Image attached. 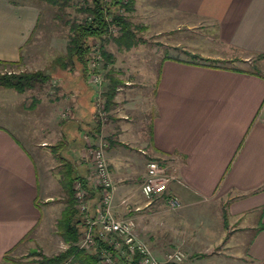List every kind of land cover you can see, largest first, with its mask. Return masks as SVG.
<instances>
[{"label":"crops","instance_id":"obj_1","mask_svg":"<svg viewBox=\"0 0 264 264\" xmlns=\"http://www.w3.org/2000/svg\"><path fill=\"white\" fill-rule=\"evenodd\" d=\"M152 1L161 14L171 15L155 25L161 42L170 51L181 47L183 53L152 52L141 57L140 69L106 72L105 81L117 83L107 124L96 130L93 93L78 83L87 78L79 68L57 75L56 87L65 94L56 101L58 119L70 120L63 126L42 118L47 129L41 134V150L33 149L16 128L21 120L0 115V264H17L13 254L37 238L47 237L50 245L60 240L62 249L67 247L56 234L65 199L61 171L58 178H49L52 168L43 151L60 141L62 165L70 162L88 180L84 133L90 141L105 143L114 204L131 205L127 217L135 219L138 233L148 225L140 238L153 252L167 251L162 239L167 235L162 234L171 218L160 211L143 212L148 203L138 205L136 194L142 197L139 182L146 172L139 165L145 158L166 166L171 176L166 194L179 200V212L199 221L205 235L217 232L223 264H264V0ZM49 7L43 0H0L1 62H18L38 31L57 29L54 17L44 16ZM186 52L199 59H184ZM252 56L259 62L253 70L208 63L248 62ZM109 62L107 67L113 66L111 54ZM63 76L71 79L66 87ZM118 99L120 107L114 104ZM66 110L71 118L65 117Z\"/></svg>","mask_w":264,"mask_h":264},{"label":"rangeland","instance_id":"obj_2","mask_svg":"<svg viewBox=\"0 0 264 264\" xmlns=\"http://www.w3.org/2000/svg\"><path fill=\"white\" fill-rule=\"evenodd\" d=\"M101 1V0H100ZM102 2V1H101ZM136 2L133 5V11L130 13H124L122 10L115 8L111 4L113 3H103L107 8V15L106 20H110L113 15L116 14H124L128 17L129 23L132 25L133 32L135 33V39L139 41V43L131 48V49H120L118 50L116 46L113 45V39L116 37V34L118 30H116L115 33H110L103 37L101 40H95L92 44V48H99V51L102 55V51H106L109 54L108 61L102 60L100 64V72L101 76L103 77L104 83L102 85L103 91L102 95L100 96V105H97L93 94L91 99V104L93 106V112H94V123L95 127L97 126L98 129L103 127L105 124L109 121V115L108 111L105 108L106 104V98H105V92H107L109 82L105 81L104 74L109 72L110 69L112 70H119L123 73L121 70H129L133 71L135 69H140L139 64L142 62L140 61L141 57L145 55H150L152 52H157L161 54H165L166 56L168 54H179L183 53V50L181 47L177 48L176 50L170 51L161 41H163V37H159L160 34L156 33L155 25L158 26V23H166L165 17H170L169 14H161L158 9H155L156 6L154 5L152 0H136ZM90 2H85L83 0H76L72 2V5H70L67 8H64L63 10H59L56 7H49L48 10L44 11V16L47 19H51L54 17V20L58 22L57 29L52 26L49 29H44L41 34L37 33L35 39H33L30 44L25 46L21 50V58L16 63H9V62H2L0 63V77L10 74L19 75L22 73H31L36 71H44L46 73L53 72L54 76L45 85H38L34 89L26 91L23 94H18L13 90L6 89L3 87H0V115L4 117H13L17 120V123L20 124L16 125V128L21 129V133H23L25 136H27L28 144L32 145L33 149L41 150L43 147H41V134L45 132L47 127L42 123V118L44 120L50 121L51 118L53 122L58 121L56 124L63 125L64 123H67L69 120H61L58 119V113L61 112V110L57 111L56 108V101L60 100L62 96V92L60 91L63 89V87L60 89L59 87H56L60 85V82L58 80V74L60 71H62L57 64H60V60H64V57L66 55V46L68 42L69 37V29L71 24L75 22H80L87 18V16L83 13V8L86 7V5H89ZM155 6V8L153 7ZM82 8V9H81ZM169 20V19H168ZM51 24H49L50 26ZM56 25V24H55ZM112 28H116L115 26H112ZM197 30L199 33V28L195 29L194 32ZM175 52V53H174ZM110 54L113 56L114 64L111 67H107V64L111 65L110 61ZM114 54V55H113ZM186 60L190 61H197L199 58L198 56L190 55L186 52V55L182 56ZM1 62V61H0ZM209 65H218L219 67H225V68H241V69H248L253 70L252 65H254V69L259 68L258 67V59L256 57H251L248 59V62H242L238 60H231L227 62H219V61H208ZM249 65V66H248ZM251 65V66H250ZM107 69H105V67ZM114 67V69H113ZM53 68V69H52ZM49 70V71H48ZM67 71V70H66ZM124 76H126L124 74ZM61 78V77H60ZM80 78V77H79ZM78 78V79H79ZM110 78V77H109ZM83 79V78H82ZM112 79V78H111ZM62 82L61 85H65L70 83V78L68 76H63L61 78ZM81 80V79H80ZM54 81V82H53ZM132 82L134 84L139 83L137 81V78L132 77ZM79 84H83L84 88L88 86L89 90L93 93V88L86 78L83 79V82L79 81ZM77 83V84H78ZM86 83L88 85H86ZM58 84V85H57ZM82 85V86H83ZM63 91V90H62ZM115 95V91H114ZM114 99V98H113ZM112 99V100H113ZM81 100V99H80ZM117 101V100H116ZM120 100L118 99V102H115L114 104L118 107L121 106ZM82 102V101H81ZM103 107V110H105V118H101L97 111H99V108ZM112 107V106H111ZM66 112V113H65ZM65 114H67L65 117L71 118V115H69V112L67 113V110L64 111ZM47 117V119H46ZM103 117V115H102ZM56 118V119H55ZM55 119V120H54ZM30 125H28L29 129L27 128V125H25L24 121ZM84 121V125H85ZM94 125V124H93ZM54 126V125H53ZM64 126V125H63ZM84 131L86 130L85 126H83ZM97 129V130H98ZM86 139V140H84ZM83 145L84 150L86 149V144L88 142H91L92 144H98L90 141V136L88 133H84L83 137ZM84 141L86 144H84ZM103 142V141H102ZM60 141H53L52 146L45 147L48 150H44L45 156L47 157V162L45 163L48 168L50 169V177L53 180L59 175V172L62 171V163L60 162L59 158L64 157L65 151L58 147L57 144H59ZM104 143V142H103ZM105 144V143H104ZM60 148L62 151L57 150ZM106 148V145L104 149ZM40 152V151H39ZM51 154V155H50ZM42 155V154H41ZM63 155V156H62ZM57 160L56 162L53 160V158ZM150 158H145L144 160L140 161L142 164L139 165V167L142 165L146 166L147 162L150 161ZM158 161V160H157ZM43 162H45V159H43ZM37 167L39 171V178H43V170H40L41 167H43L37 159ZM64 168V166H63ZM142 183V179H140L139 186ZM140 188V187H139ZM140 191V189L133 190L135 193L137 191ZM116 193H114L115 195ZM137 198L139 199L138 205L143 204H150L148 205L144 211H153L155 213L161 212L169 214L171 221V226L169 227V230L163 231L164 233L162 235H167L166 237L163 236L162 239L166 245L163 247L167 250L161 253H156L152 251L154 257L160 262V264H175V263H166L165 257L170 254L171 252L175 250H179L184 254V260L178 264H223V261L221 258H219L218 253L220 254L221 245H216L219 243L217 240V232L215 230L209 231L210 234H204L206 232L202 231V225L199 224V221L195 220L194 218H188L187 215L189 213H182L179 212L180 209L177 210H169L167 206L165 205V199L164 198H154L148 202L147 199H145L142 195V197H138L139 195L136 194ZM59 202V201H57ZM117 200V204H114V200L112 203V212L113 216L117 219L126 218L129 215V210L132 209L131 205H129L128 202H123ZM122 207V209H120ZM151 209V210H150ZM141 212V213H143ZM134 219V218H133ZM150 220V219H149ZM135 221V219H134ZM145 222L143 223V226H145ZM136 224V223H135ZM146 228L141 227V230L139 233L136 228V233L141 237L140 233L143 235L145 234L144 231H148V225L145 226ZM52 231V230H50ZM153 233V232H152ZM161 239V240H162ZM57 240V239H56ZM119 241V240H115ZM56 243H50L49 240L46 238H39L36 239V242H33L32 244H29L28 247L25 249H20L17 252L13 254L15 256V260L17 261V264H43L44 258H48L50 256H54L62 251H64L66 248L62 249V246ZM50 245V248H47L46 246ZM212 246V247H211ZM49 247V246H48ZM150 247V246H149ZM208 248L210 249V252H200L199 249L202 248ZM205 257V258H204ZM119 264H128L129 261L126 257H123V254L117 258ZM99 264V263H98Z\"/></svg>","mask_w":264,"mask_h":264},{"label":"trees","instance_id":"obj_3","mask_svg":"<svg viewBox=\"0 0 264 264\" xmlns=\"http://www.w3.org/2000/svg\"><path fill=\"white\" fill-rule=\"evenodd\" d=\"M45 3L59 10L72 5L76 0H43ZM90 2L83 8V13L87 16L80 22L71 24L69 29V37L66 46V55L64 60H60L57 66L63 70H73L79 68L82 75L87 76L88 64L92 44L96 40H101L110 34L109 28L117 27L116 37L113 39V45L118 49H131L135 47L139 41L135 39L132 25L128 21V17L124 14H116L108 21L106 20L107 8L100 0H83ZM135 0H115L111 5L122 10L124 13L133 11ZM82 9V8H81ZM104 61H108L109 55L106 51H102ZM2 63V62H0ZM106 68V66H104ZM53 69V68H52ZM49 71V70H48ZM54 76L53 72L46 73L44 71H36L31 73H22L19 75L10 74L0 77V87L10 89L18 94L34 89L38 85H45ZM117 83L110 81L107 92H105L106 104L108 110L112 102L115 85ZM96 130L98 127H95ZM62 146L64 145L61 143ZM64 159V158H63ZM64 166V168H63ZM62 171L60 172V186L65 195L64 209L56 224V234L63 241L67 248L48 258H44L43 264H98L99 253L102 248L110 250L116 256L113 248L95 237V246L90 251L79 249V243L83 238L86 228L84 215L77 209V202L74 197L73 184L80 181L89 193V201L91 209L89 215L94 216L96 205L99 201V193L88 185L87 175H78L70 162H63ZM167 195V194H166ZM128 264H139L138 257H134Z\"/></svg>","mask_w":264,"mask_h":264},{"label":"built area","instance_id":"obj_4","mask_svg":"<svg viewBox=\"0 0 264 264\" xmlns=\"http://www.w3.org/2000/svg\"><path fill=\"white\" fill-rule=\"evenodd\" d=\"M103 3L115 0H101ZM126 3V0H122ZM116 28H109L110 33H115ZM103 57L99 48H92L88 64L87 79L93 88V97L97 105H100V96L103 94V77L100 72V64ZM101 118H105L103 107L97 111ZM103 115V117H102ZM105 144L100 141L97 145L87 143L85 152L90 160L91 172L88 177V185L99 193V201L96 205L94 216L89 215L91 209L89 193L80 181L73 184L74 197L78 211L84 215L86 228L83 238L79 243V249L90 251L94 248L95 237L111 246L116 256L102 248L99 253V264H119L117 258L123 254L130 262L138 257L139 264H160L154 257L147 243L136 233V224L132 217L117 219L113 216L112 203L114 198V185L109 166L105 157ZM171 176L164 164L156 160H150L146 164V172L141 184V195L150 202L154 198H164L169 210L180 207L179 200L174 196L166 195ZM119 240L118 242L115 240ZM184 254L175 250L165 257L166 263L178 264L184 260Z\"/></svg>","mask_w":264,"mask_h":264}]
</instances>
